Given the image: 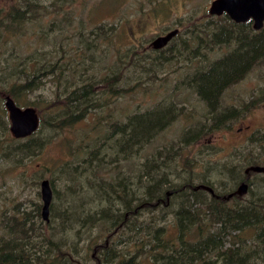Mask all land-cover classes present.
I'll return each instance as SVG.
<instances>
[{"label":"trees","instance_id":"16d2710c","mask_svg":"<svg viewBox=\"0 0 264 264\" xmlns=\"http://www.w3.org/2000/svg\"><path fill=\"white\" fill-rule=\"evenodd\" d=\"M57 1L16 0L5 12L0 10V40L7 32L14 34L24 22L40 16L38 13L41 10L49 13V8ZM220 18L225 23L204 26L208 30L201 29L205 36L199 41H203L208 49L223 43L234 44L233 50L195 70L187 81L205 103L212 119L210 126L213 124L215 127L230 126V121L239 116L240 110L236 108H229L226 113L218 109L223 90L264 60V25L255 30L251 19L237 23L225 14ZM97 29L106 33L101 25ZM197 30L193 29L190 33L198 37ZM178 37L179 32L163 48L155 50L159 53L168 50V57L171 58L177 51L175 40ZM179 40L182 45L186 44L184 38ZM172 45L175 46L171 48ZM16 58L19 59L16 62L5 58V64L0 67V160L9 159L20 164L39 154L45 142L36 135L39 128L22 138L10 135L5 97L10 96L21 108L34 106L28 95L44 84V78L59 75L56 71L62 72L63 67L57 61L39 64L40 60L31 56L16 55ZM64 79L67 82L66 76ZM120 80L119 73L97 80L90 78L66 94L58 93L48 100L47 124L54 130H65L83 121L90 112L102 106L98 98L100 93L117 96L125 91L119 86ZM68 87L64 86L65 91ZM97 87H100V92H97ZM253 103L255 99L245 104L244 110L251 109ZM157 107L128 115L125 121L116 119L103 124V129L99 130L101 125L93 129L85 148L75 154V161L65 160L61 163L59 174L48 179L52 191L48 222L41 220V202L36 203L33 212L23 210L19 213L21 204L18 203L14 207L15 212L3 214L0 217V264H78L76 256L81 250L86 256L83 264H139L146 255H150L153 261L160 259L164 264H205L219 259L223 264H249L260 258L258 253L262 251L264 254V208L255 203L229 204V201L240 197L234 193L235 189L217 193L204 179L195 184L189 178L177 185L171 184L165 177L160 178V182L148 175L150 183L145 185L144 197L138 198L127 185V179L112 181L103 178L106 166L103 164V149L112 138L109 148L127 159L143 150L178 115L173 106ZM40 121L42 124L45 122L42 116ZM209 130L211 127L202 126L201 129L187 131L180 139L183 144L180 143L176 148L178 150L172 146L159 149L151 159L156 168L154 172L161 169L166 159L174 161L182 155L181 145L198 141ZM246 159L243 165L236 162L229 166V172L232 180H237V183L245 181L249 185V175L253 171L247 175L245 169L259 164L253 157ZM241 165L245 166L243 174L240 172ZM199 185L210 186L214 195L204 188H197ZM84 189L94 193L93 199L83 200L80 197L78 191L83 192ZM104 196L110 204L103 209L101 203ZM90 203L96 206H86ZM111 203L119 206L112 208ZM168 214H172V222L176 225L175 239L168 237L166 226L159 224ZM144 215H148L149 219L141 218ZM36 217L48 229L45 233L38 232L41 245L37 249L34 248L37 245L33 246L31 242L33 234L40 228ZM247 229L254 231L249 239L250 245L238 235ZM104 230L106 235L103 237ZM83 236L87 237L85 243ZM130 240L136 242L137 247L127 256L121 253L124 251L122 244Z\"/></svg>","mask_w":264,"mask_h":264},{"label":"rangeland","instance_id":"374dc122","mask_svg":"<svg viewBox=\"0 0 264 264\" xmlns=\"http://www.w3.org/2000/svg\"><path fill=\"white\" fill-rule=\"evenodd\" d=\"M211 1L58 0L49 8V13L41 10L38 13L40 16L24 22L14 34L7 32L2 36L0 67L5 64V58L18 61V55L31 56L40 60L39 64L57 61L63 70L56 71L59 75L44 78V84L28 95L29 100L35 103L31 107L39 118V131L36 135L44 140L43 149L20 164L9 159L0 160V217L15 212L14 207L18 203L21 204L19 213L23 210L33 212L36 203H42L41 195L38 196L41 180L59 174L61 163L65 160L75 161V154L85 148L91 137L87 138L92 135L94 128L101 125L99 130L103 129V124L116 119L125 121L128 115L156 105L157 108L173 106L178 115L143 150L127 159L109 148L112 138L103 149V164L106 165L103 169L104 179H127V185L138 198L144 197L145 185L150 183L149 176L160 182V178L165 177L171 184L177 185L189 178L195 184L204 179L217 193H225L238 185L237 180L230 177L229 166L236 162L243 165L249 157L257 160L256 164L264 165V60L250 68L242 79L223 90L218 109L222 113H226L229 108L240 110L239 116L230 121V126H210L212 119L208 108L187 84L195 70L221 58L234 48V44L223 43L208 49L204 47L203 41H199L205 36L201 29L208 30L204 26L213 27L225 23L220 16L208 13ZM15 2L0 0V10L5 12ZM99 25L106 33L97 29ZM173 29H177L179 37L175 40L177 51L170 58L168 50L159 53L151 43L157 36L165 35ZM193 29L199 31L198 37L190 33ZM180 37L186 40L185 45L180 42ZM118 73L121 74L119 86L125 89L121 95L100 93L98 98L102 106L71 128L54 130L47 124L48 100L55 98L58 93L66 94L87 79L97 80ZM65 85H69L66 91ZM96 90L101 91L100 87ZM252 99H255L253 107L245 111L244 105ZM41 116L45 120L44 124L40 121ZM202 126L211 127V130L198 141L181 145L183 154L174 161L166 159L161 169L154 172L156 168L151 159L159 149L169 146L179 148L184 133L201 129ZM242 165L241 174L245 168ZM249 181L247 192L229 201V204L255 203L264 208V173H250ZM78 193L83 200L93 199L94 193L89 192V189L83 192L79 190ZM109 204L104 196L101 207L104 209ZM111 204L112 208L119 206L117 203ZM86 206L96 205L90 203ZM143 217L149 219L148 215ZM35 221L40 228L33 234L31 242L33 246L37 245L34 247L37 249L41 245L38 232L45 233L48 229L40 223L38 217ZM159 224L166 226L167 236L175 239L176 225L172 222V214H168ZM253 234L254 231L250 229L238 233L247 245L251 244L249 239ZM83 241H87L86 236H83ZM136 247V242L127 241L122 244L124 251L121 253L128 256ZM84 253L82 250L77 253L78 264L86 261ZM258 254L261 257L249 264H264V254L262 251ZM139 264L164 263L160 259L153 261L150 255H146ZM205 264L223 262L219 259Z\"/></svg>","mask_w":264,"mask_h":264},{"label":"water","instance_id":"95a60500","mask_svg":"<svg viewBox=\"0 0 264 264\" xmlns=\"http://www.w3.org/2000/svg\"><path fill=\"white\" fill-rule=\"evenodd\" d=\"M208 13L214 16L225 14L237 23H243L251 19L253 21V28L259 30L264 25V0H212ZM176 33L177 29H173L165 35L157 36L151 43L152 47L154 49L162 48ZM5 107L8 111L10 132L14 137L22 138L36 131L39 125V118L33 107L27 106L21 108L15 104L10 96L5 97ZM250 171L264 173V166L251 165L245 169L246 173ZM198 187L208 190L211 194L214 193L210 186L199 185ZM247 189L248 184L243 181L238 185L234 193L242 196L247 192ZM40 195L42 200L41 217L44 221L48 222L52 191L49 180L46 178L40 182Z\"/></svg>","mask_w":264,"mask_h":264},{"label":"flooded vegetation","instance_id":"af4514ba","mask_svg":"<svg viewBox=\"0 0 264 264\" xmlns=\"http://www.w3.org/2000/svg\"><path fill=\"white\" fill-rule=\"evenodd\" d=\"M247 174H249V173H247ZM241 182H243V181H241ZM241 182H239L238 185H239ZM238 185H237V187H238ZM237 187L235 188V190L237 189ZM213 195H214V193H213Z\"/></svg>","mask_w":264,"mask_h":264}]
</instances>
